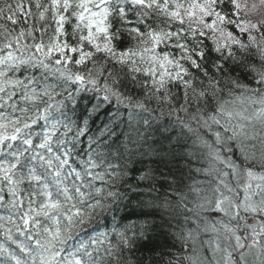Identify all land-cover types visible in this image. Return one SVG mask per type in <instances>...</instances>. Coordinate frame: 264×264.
Masks as SVG:
<instances>
[{"label": "snow or ice", "instance_id": "obj_1", "mask_svg": "<svg viewBox=\"0 0 264 264\" xmlns=\"http://www.w3.org/2000/svg\"><path fill=\"white\" fill-rule=\"evenodd\" d=\"M145 145L186 161L162 195L150 168L130 183ZM122 187L162 223H107ZM156 228L179 247L147 264H264V0H0V236L17 250L0 243V264H145Z\"/></svg>", "mask_w": 264, "mask_h": 264}, {"label": "trees", "instance_id": "obj_2", "mask_svg": "<svg viewBox=\"0 0 264 264\" xmlns=\"http://www.w3.org/2000/svg\"><path fill=\"white\" fill-rule=\"evenodd\" d=\"M213 57L215 54H212ZM115 110V105L108 106L105 105L100 112L99 118L95 120L93 125V132L96 131L97 128L103 127V124L107 122L108 113ZM155 126V125H154ZM145 126H141V131H144ZM115 132L119 137V142H127L126 133H130V129L128 126V114L126 110H122L121 119L115 125ZM149 135H153L154 138L158 137V134L148 133ZM165 146H167V142H164ZM147 145H152L153 148H158V144H153L152 139H149ZM147 145L144 148L137 150L136 155L132 157L133 164V176L130 183L133 187H136L137 181L135 177L139 176L142 171H146L147 169H152L155 179L157 181L156 187L159 190V193L162 195L168 189V183L171 181L173 176L179 175V170L183 169V171L187 172L186 161L181 160L180 162L173 161L169 158L160 159L154 155H141V152L147 151ZM131 146V145H130ZM179 151V149H177ZM195 167V163H193ZM144 183H140L139 191H143L145 188ZM122 192L127 193V198L124 200L123 204L127 205V207L121 206L119 211L111 212L106 217V222L111 223L112 215L117 216V218L124 217L125 222L130 218L132 220H144L149 219L150 221H154L157 225L161 224V217L158 214L145 216L143 213L150 212V209H141L136 206V201L139 198L138 192L133 191L127 187L121 188ZM147 198V197H145ZM167 229L156 228L149 233L150 239L144 243V246L141 247L138 251L135 252L133 259H143L145 264L147 261L153 258H158L159 252L161 250H167L168 248H172V245L176 243V247H179V244L173 240L170 235H167ZM1 237V236H0ZM0 243L6 244L9 248L14 251H17L15 245H12L10 242L5 241L4 238H0ZM175 251V249H172Z\"/></svg>", "mask_w": 264, "mask_h": 264}]
</instances>
